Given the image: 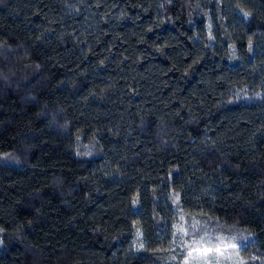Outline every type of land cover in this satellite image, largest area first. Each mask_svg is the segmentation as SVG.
<instances>
[{
    "label": "trees",
    "instance_id": "obj_1",
    "mask_svg": "<svg viewBox=\"0 0 264 264\" xmlns=\"http://www.w3.org/2000/svg\"><path fill=\"white\" fill-rule=\"evenodd\" d=\"M0 264H264V0H0Z\"/></svg>",
    "mask_w": 264,
    "mask_h": 264
},
{
    "label": "snow or ice",
    "instance_id": "obj_2",
    "mask_svg": "<svg viewBox=\"0 0 264 264\" xmlns=\"http://www.w3.org/2000/svg\"><path fill=\"white\" fill-rule=\"evenodd\" d=\"M205 251H207V250H205Z\"/></svg>",
    "mask_w": 264,
    "mask_h": 264
}]
</instances>
